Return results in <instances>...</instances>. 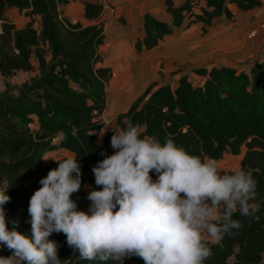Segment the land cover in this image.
Returning a JSON list of instances; mask_svg holds the SVG:
<instances>
[{
    "label": "trees",
    "instance_id": "trees-1",
    "mask_svg": "<svg viewBox=\"0 0 264 264\" xmlns=\"http://www.w3.org/2000/svg\"><path fill=\"white\" fill-rule=\"evenodd\" d=\"M71 0H0V74L8 78L18 71L37 74L20 85L5 82L0 91V189L10 200L4 205L7 221H17V230L30 233L27 212L31 195L39 181L57 161L44 163L48 152L65 149L81 164L82 187L72 194L77 209L87 211L86 184L95 185L92 167L113 154L112 129L104 136L103 115L107 110V84L112 68L103 65L101 47L106 33L101 20L105 5L85 1L84 17L90 22H73L62 12ZM171 23L144 14L142 38L135 42L138 53L159 46L177 28L202 23V31L222 16L234 18L229 4L242 10L261 6L260 0H165ZM15 8L28 23L17 28L7 19ZM39 16V27H35ZM193 72L205 77L195 85L189 75L178 70L177 83L151 82L117 115L121 129L139 124L142 134L163 142L172 138L178 146L202 159L221 160L225 154L243 153L240 169L252 172L257 181V196L250 201L252 216L237 211L233 219L241 228L221 240L204 241L211 249L205 264H264V61L249 71L230 65L196 67ZM37 129H32V125ZM104 155H101V153ZM153 179L156 175L150 172ZM253 217H258L254 219ZM11 227V223L8 224ZM48 239L58 245L61 264H101L79 259V253L66 243L65 234L53 232ZM6 256L11 255L7 249ZM107 264H144L136 256Z\"/></svg>",
    "mask_w": 264,
    "mask_h": 264
},
{
    "label": "clouds",
    "instance_id": "clouds-1",
    "mask_svg": "<svg viewBox=\"0 0 264 264\" xmlns=\"http://www.w3.org/2000/svg\"><path fill=\"white\" fill-rule=\"evenodd\" d=\"M111 128L114 152H102L91 169L100 187L88 192L87 211L71 198L82 187L74 156L56 160L40 179L27 208L30 233L6 220L10 197L0 189V245L11 250L0 264H61L57 243L48 239L53 232L64 233L81 260L107 264L136 256L144 264H205L212 253L204 235L218 242L241 228L234 213L252 216L257 181L251 171H222L216 159L193 155L172 138L142 134L139 124Z\"/></svg>",
    "mask_w": 264,
    "mask_h": 264
},
{
    "label": "crops",
    "instance_id": "crops-1",
    "mask_svg": "<svg viewBox=\"0 0 264 264\" xmlns=\"http://www.w3.org/2000/svg\"><path fill=\"white\" fill-rule=\"evenodd\" d=\"M85 1H100L105 5V9L108 6L107 3H111L116 7L115 9L118 14L126 20L127 24L124 28L113 21L117 27L113 26L109 31L111 37L116 38L121 45L115 56L124 54L122 61L118 64H122V67L127 70V77L125 74L123 78L124 82L121 84H126V80H131L133 85L131 89L132 93L138 87L144 85L150 78L151 66L154 68L162 60H168V63H180L186 60V62L192 64L191 67L195 68L230 65L243 71H249L255 63L264 61V29L261 27L262 23H264V0H260L262 2L261 6L251 10H242L236 4L230 3L229 7L234 14L233 19H229L224 15L214 25L208 27L206 32H203L201 29L202 23L192 24L188 26L191 33H188L186 39H182L183 35L178 34L177 30L182 29L184 25L177 28L172 35L166 36L159 46L152 50H144L141 53L137 52L135 42L138 38H142L144 34V14L150 12L158 19L165 20L168 23L172 21V16L166 11L165 0H71L68 5L62 7L63 14L73 22L80 21L83 24H89L90 22L84 17L83 3ZM174 1L181 3L184 0ZM199 2L200 5H205L206 0H199ZM9 10L14 13L17 9L11 8ZM127 29H131V31H122ZM197 31L199 33L202 31L203 34L200 36ZM254 31H256V35L251 36V33ZM105 33L109 39L110 35H107L106 30ZM172 39L173 41H171ZM125 49L130 51V55H126L123 52ZM112 66L115 68L114 65ZM196 77L199 82L197 85H202L205 77L198 75ZM176 83L177 80L172 86H175ZM53 152H62L67 156H72V153L65 149L51 151L46 155ZM242 156L243 153L236 156L227 153L221 159L222 162L221 160L217 161V166L220 170H222L221 168L225 170L223 160L229 158L231 161L235 160L232 171L239 170ZM203 238L215 241L207 234Z\"/></svg>",
    "mask_w": 264,
    "mask_h": 264
},
{
    "label": "rangeland",
    "instance_id": "rangeland-1",
    "mask_svg": "<svg viewBox=\"0 0 264 264\" xmlns=\"http://www.w3.org/2000/svg\"><path fill=\"white\" fill-rule=\"evenodd\" d=\"M107 5L108 6L105 9L104 15L102 17V21L104 23V27H105L106 22H108L106 24L105 30L107 31V35H110L111 33L109 30L111 29V27L113 26L117 27L114 24V22L123 28L125 27L127 22L124 18H122L118 14V12L115 9L116 7L114 5H112L111 3H107ZM6 14H7V19L11 23H14L17 28H23L24 26H26V24L29 21V19L23 13H20L17 10H15L14 13H12L10 10H7ZM38 21H39V16L36 17L35 27H39ZM182 29L177 30V33L183 35L182 39H186L188 37L187 36L188 33H191V30L189 29L188 26H184ZM122 31L129 32L131 31V29L122 30ZM198 34L201 36V34L203 33L202 31H200V33L198 32ZM171 41H173V39ZM120 46L121 45L118 43V40L114 37H111L110 35L109 39H108V36L106 37L105 44L101 47V52L104 57V65H107V66L111 65L110 67L112 68L113 74L107 84V97H108L107 98V110L105 114L103 115V119L105 121V127L100 137L104 136V134L107 131L112 129L111 126H116L117 115L121 112L126 111L129 108L130 104L136 99L138 95L142 93V91L146 88L148 83L155 81L159 84L168 83L170 85H174L177 78L179 77V75L176 73L178 70H180L181 73H186L189 75V78L191 79L193 84L195 85L199 84L196 74L193 72V69H195V67H191L192 64H189L188 62H186V60L181 61L180 63L178 62L168 63L169 62L168 60H162L158 62L154 68L153 66L150 65L151 66L150 78L147 80V82L144 85H141L140 87H138V89L134 90L132 93L131 89L133 85L131 83V80H126L125 81L126 84H123L124 86L121 84L122 82H124L123 78L125 74L127 77V70H125L122 67L123 66L122 64H118L122 61L124 54L115 56ZM123 52L126 55H130V51L128 49H125ZM32 62L35 68L31 71H27V72L18 71L17 73L13 74L12 76L8 78H4L0 74V91L4 90L5 82H9L12 85H20L25 81H29L33 76H35L37 74V69H36L37 62L35 58H32ZM112 65H114L115 68ZM32 129H37L36 125L33 124ZM66 157L68 156L66 154H63L62 152H59V153L53 152L44 157V163H50L52 161L61 160ZM234 162L235 160L231 161L229 158L226 160H223V165L225 166L224 167L225 170L221 168L222 171L233 172L232 169L234 167ZM85 189L88 193L90 190H92V187L90 186V184H86ZM6 250H7L6 247L0 245V255L6 256L5 255ZM263 258H264V255H263Z\"/></svg>",
    "mask_w": 264,
    "mask_h": 264
},
{
    "label": "built area",
    "instance_id": "built-area-1",
    "mask_svg": "<svg viewBox=\"0 0 264 264\" xmlns=\"http://www.w3.org/2000/svg\"><path fill=\"white\" fill-rule=\"evenodd\" d=\"M261 27L264 29V23H262ZM256 35V31H254L253 33H251V36H255Z\"/></svg>",
    "mask_w": 264,
    "mask_h": 264
}]
</instances>
